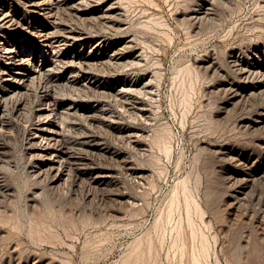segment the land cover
<instances>
[{"label": "rangeland", "instance_id": "1", "mask_svg": "<svg viewBox=\"0 0 264 264\" xmlns=\"http://www.w3.org/2000/svg\"><path fill=\"white\" fill-rule=\"evenodd\" d=\"M85 1L63 15L88 36L61 50L97 57L77 62L81 83L40 85L94 107L64 127L87 163L35 175L38 80L20 114L6 100L0 264H264V75L242 72L264 65V0Z\"/></svg>", "mask_w": 264, "mask_h": 264}, {"label": "bare ground", "instance_id": "2", "mask_svg": "<svg viewBox=\"0 0 264 264\" xmlns=\"http://www.w3.org/2000/svg\"><path fill=\"white\" fill-rule=\"evenodd\" d=\"M84 1L85 0H20L25 8L23 11H27L28 14L32 16V21H26L24 17L20 16L19 10L15 9L12 5L7 6L0 12V41H5L6 43L5 46L2 47L3 50H1V55L5 62H3V65L0 68V131L6 126L4 118L6 114V100L13 97L16 98L15 106L20 114V110L26 107V101L29 100L28 94L33 88V84L38 80L37 85L41 88L37 89V94L35 93L36 97L34 98L33 105H31L32 102L30 104L33 106L32 109H30L32 110L33 118H30L31 124L29 127L30 129L27 132V144L31 153L37 159L40 158L43 160L39 166H36V168L32 170L33 173L35 175H40V173L47 171L53 175L54 182H57L61 177L59 174L63 172L65 165H75L76 163H79V160L81 159H83V163H87L86 158H79L77 157L78 155H74V152L69 146L70 144H68V141H65V120L69 119L71 116H78V114H88L91 116L95 109L81 101L75 103V100L77 99H71L73 97L70 96V99H61V95L58 96V92L57 94L55 93L57 89L52 88L55 89L53 92L52 89L46 88L44 85L40 84L42 79H44V81L46 79L45 82L48 83L50 81L71 84L81 83L80 76L82 78L84 73H87V70L77 67L79 63L78 61L80 60L82 63L88 65L91 59L97 57V55L94 54L89 55L83 53H78L77 55L72 54L71 56L66 51L61 50L64 48H71L78 44L79 41L87 38V33H84V29L81 30L80 27L76 28L73 25L71 26L68 23L69 21H66L63 15L64 11L70 15L73 14L72 16L77 15L78 17L83 15L86 10L84 8L85 3L83 4ZM93 1L96 0H92L91 2ZM112 8L113 6L109 4V6H107L108 12ZM66 16L68 17V14ZM10 35L17 37L18 35H21L26 41L35 45L37 43L40 47L34 49L36 54L27 53V51L14 46L13 43L15 40L7 42ZM50 47H52L51 50ZM59 61L65 63L61 68L58 66ZM79 70L84 71L83 74H81ZM257 71L258 73L263 72L264 75V65L242 67L243 73ZM67 73H69V76H67ZM93 78L91 79V82L85 81L83 84L105 88L102 83L97 82V80ZM258 88L262 89V91L264 90V79L261 80ZM32 95L34 97L33 93ZM8 106L10 107V105ZM27 106L29 105L27 104ZM87 118L89 117L87 116ZM90 120L91 119H89V121ZM86 141L89 142V139ZM90 145L93 146L92 143H90ZM81 152H83L82 149ZM92 153L93 151L91 154Z\"/></svg>", "mask_w": 264, "mask_h": 264}]
</instances>
